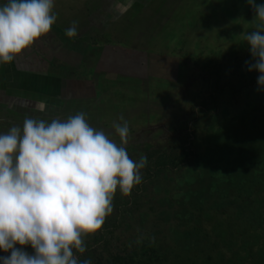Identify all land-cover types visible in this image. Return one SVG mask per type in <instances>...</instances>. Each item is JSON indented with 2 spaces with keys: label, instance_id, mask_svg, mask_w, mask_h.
<instances>
[{
  "label": "rangeland",
  "instance_id": "374dc122",
  "mask_svg": "<svg viewBox=\"0 0 264 264\" xmlns=\"http://www.w3.org/2000/svg\"><path fill=\"white\" fill-rule=\"evenodd\" d=\"M255 2L264 4V0ZM148 3L151 12L159 11L155 19L150 18L151 29L175 32L172 39L183 43L179 53L187 56V49L196 52L194 47L202 44L200 57L195 71L186 81L179 80L176 91L128 106L124 117L130 127L127 152L134 161L147 157L142 182L127 197L117 189L113 213L98 232L83 237L86 252L75 254L81 260L90 258L92 264H173L164 254L167 249L186 255L198 249L200 242L210 259L223 255L218 264H240L241 256L242 264H258L264 254V87L257 82L260 73L249 70L255 59L245 34L258 30L260 22L254 19L248 0ZM111 18L115 19V13ZM138 24L137 19L131 20L130 25ZM136 57L140 56L131 61ZM25 59L22 53L15 61L23 64ZM119 91L109 97V104L120 99L124 104L126 96ZM21 103L19 109L29 104ZM111 106L109 128L103 131L119 143ZM4 112H0V134L12 126L23 127L25 117ZM86 118L96 125L94 119ZM218 221L229 222L231 230L219 227ZM224 232L234 234L224 242ZM138 237L144 238L140 244ZM153 237L155 243H150ZM228 239L236 243L228 245ZM242 240H252L254 245L243 249ZM24 250L34 254L30 245ZM8 255L0 249V256Z\"/></svg>",
  "mask_w": 264,
  "mask_h": 264
},
{
  "label": "clouds",
  "instance_id": "9594fccd",
  "mask_svg": "<svg viewBox=\"0 0 264 264\" xmlns=\"http://www.w3.org/2000/svg\"><path fill=\"white\" fill-rule=\"evenodd\" d=\"M248 3L260 22L258 30L245 34L255 59L249 70L260 73L257 82L264 87V4ZM54 7V0L0 3V64H11L51 32L58 19ZM65 35L77 37L78 24ZM44 108L41 102L36 111ZM119 119L122 123L112 125L119 143L93 128L84 112L50 121L26 116L22 128L0 134V249L10 252L0 256V264H92L75 254L87 250L83 237L103 227L117 189L130 196L147 165L146 156L129 157V123ZM28 245L34 254L24 250Z\"/></svg>",
  "mask_w": 264,
  "mask_h": 264
},
{
  "label": "crops",
  "instance_id": "0c3cea01",
  "mask_svg": "<svg viewBox=\"0 0 264 264\" xmlns=\"http://www.w3.org/2000/svg\"><path fill=\"white\" fill-rule=\"evenodd\" d=\"M110 1L54 0L58 19L51 32L23 52V64L15 60L0 64V112L49 121L84 112L95 120L96 125L90 123L93 128L107 130L109 105L115 113L113 124L120 123L129 105L135 107L146 99L156 101L176 91L179 80L195 71L202 44L194 47L196 52L187 49V56L179 53L183 43L172 39L175 32L151 29L150 18L159 14L147 8L151 0ZM111 12L115 13L113 20ZM136 19L139 24L130 25ZM73 22L78 24V35L70 39L65 29ZM114 36L120 39L111 41ZM147 37L153 38L145 41ZM172 45L176 48L171 50ZM135 55L141 59L136 57L133 62ZM116 91L126 96L124 104L121 99L109 104ZM21 101L29 103L27 108L19 109L24 105ZM41 102L44 111H36Z\"/></svg>",
  "mask_w": 264,
  "mask_h": 264
},
{
  "label": "trees",
  "instance_id": "16d2710c",
  "mask_svg": "<svg viewBox=\"0 0 264 264\" xmlns=\"http://www.w3.org/2000/svg\"><path fill=\"white\" fill-rule=\"evenodd\" d=\"M234 125H235V123H234ZM233 220L236 221V219H233ZM235 221H234V225H235ZM230 222H232V221H230ZM217 225L219 227H221L222 229H225V230H231V228H232L231 227V224H229V222H228V225H226L224 222L218 221ZM233 234H234V232H229V233L224 232L223 235L221 236V239L225 242L227 240V238L229 236L232 237ZM235 236H236V234H235ZM256 239L258 240V238H256ZM256 239H255V242L257 241ZM236 241H237V238H236ZM227 243H228V245H232V244H234L236 242L233 239H228V242ZM237 243H238V241H237ZM242 244H243V247L242 248L243 249H246L247 247L254 245V242L252 240L251 241L250 240H242ZM196 245L199 248L198 249H195V248H193V247L190 246V248H193V250L192 249H190V250L187 249L189 251V254H186V255L185 254L184 255L183 254L182 255H178L177 253H175V250H173L172 248H170V250L167 249L164 252V254L166 256H169V257H167V259L168 260L171 259V261H173V264H189V263L190 264H218V261H221L223 259V255H221V254L217 257V260L216 261H215V259H213V260L210 259V257L208 256L209 255L208 252L204 249V244L198 242ZM202 250L204 251L203 254H205L204 255L205 257H203L201 255L202 254ZM194 252L197 253V255H199L198 256V259L196 257H194V255H195ZM169 253H170V255H169ZM260 253H262V252H260ZM192 255H193V259H191V256ZM261 257H262V259H261V261L258 264H264V254L263 253H262ZM241 259L245 262V259L242 256H241ZM241 259H239V263L240 264H242ZM254 259L256 261L257 258L254 257ZM193 260H194V262H191Z\"/></svg>",
  "mask_w": 264,
  "mask_h": 264
}]
</instances>
